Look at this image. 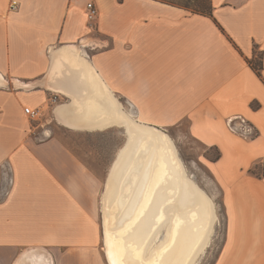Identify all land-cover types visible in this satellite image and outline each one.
Returning a JSON list of instances; mask_svg holds the SVG:
<instances>
[{
  "label": "crops",
  "instance_id": "crops-1",
  "mask_svg": "<svg viewBox=\"0 0 264 264\" xmlns=\"http://www.w3.org/2000/svg\"><path fill=\"white\" fill-rule=\"evenodd\" d=\"M209 1L211 16L160 0H0V264H76L96 240V181L57 138L31 135L23 111L84 95L92 77L130 97L139 123L187 120L218 148L209 169L227 223L214 264H264V173L250 172L264 162V0ZM73 46L87 64L67 73L60 50ZM238 118L254 136L229 128Z\"/></svg>",
  "mask_w": 264,
  "mask_h": 264
},
{
  "label": "bare ground",
  "instance_id": "bare-ground-1",
  "mask_svg": "<svg viewBox=\"0 0 264 264\" xmlns=\"http://www.w3.org/2000/svg\"><path fill=\"white\" fill-rule=\"evenodd\" d=\"M78 51L74 46L60 50L69 65L67 73L82 71L87 64ZM92 78L90 91L72 95L55 108V115L72 129L126 128L127 142L104 184L102 224L108 264H195L214 225L211 201L185 174L169 136L134 120ZM161 228L166 229L164 240L155 245Z\"/></svg>",
  "mask_w": 264,
  "mask_h": 264
},
{
  "label": "rangeland",
  "instance_id": "rangeland-1",
  "mask_svg": "<svg viewBox=\"0 0 264 264\" xmlns=\"http://www.w3.org/2000/svg\"><path fill=\"white\" fill-rule=\"evenodd\" d=\"M174 5H180L187 9L189 12H207L209 9L208 0H160ZM13 2V1H12ZM11 2V4H12ZM96 22V20H95ZM95 22L91 23L94 24ZM90 24V23H89ZM101 50L100 45L92 50V53H96ZM85 57V56H84ZM260 60V56L252 57L249 59L253 64H257ZM118 102L122 106L123 110L127 112L137 122L142 121L145 124L143 114H138L136 109L131 104L130 97L116 96ZM67 97L52 98L49 105L43 109L37 110V115L34 118H30L35 126V129L31 135L35 137L52 136L57 138L68 150H70L77 160L92 174L96 181V186L93 190V213L95 214V225L97 228L96 240L86 254L81 256L76 250V264H108L105 243H104V231L102 224L103 217V199L106 194V188L104 186L105 181L108 179L110 169L115 161V157L122 147L126 144L125 133L121 126L113 125L101 130H84V129H72L61 124L57 118L53 109L56 105L68 102ZM29 107V106H27ZM31 108V107H30ZM33 109V108H31ZM243 119V118H242ZM240 124H234V132H240ZM65 126V127H64ZM189 122L183 120L179 126L171 128H156L159 131L165 133L173 142L177 156L179 157L185 174L189 179L202 190L213 207V213L215 217L214 225L207 246L197 255L195 258V264H214L216 261L226 238V213L223 202V194L213 181L212 173L209 169L210 161H213L216 155V150L213 146H207L198 139L189 134L188 130ZM242 134V133H241ZM245 136H254L255 131L253 128H249L248 133ZM252 171L257 174L264 173V162L257 164ZM0 173V183H1ZM7 180V179H6ZM10 181H6L8 186ZM155 245L161 244L164 240L166 229L161 228ZM160 240V241H159ZM158 241V242H157Z\"/></svg>",
  "mask_w": 264,
  "mask_h": 264
},
{
  "label": "built area",
  "instance_id": "built-area-1",
  "mask_svg": "<svg viewBox=\"0 0 264 264\" xmlns=\"http://www.w3.org/2000/svg\"><path fill=\"white\" fill-rule=\"evenodd\" d=\"M11 8L14 9L16 8V1H13L11 4ZM98 15V11L97 8L95 7V5L93 4V2H88L86 4V19L88 23H93L95 22L96 18ZM24 113L29 117V118H34L37 115V110L31 109L30 107L25 106L23 109ZM240 120V133L242 134H246L248 133L249 128H252L249 124H247V122L242 119V118H238ZM233 119L229 120L228 122V126L231 130H233Z\"/></svg>",
  "mask_w": 264,
  "mask_h": 264
},
{
  "label": "trees",
  "instance_id": "trees-1",
  "mask_svg": "<svg viewBox=\"0 0 264 264\" xmlns=\"http://www.w3.org/2000/svg\"><path fill=\"white\" fill-rule=\"evenodd\" d=\"M208 2H209V9H208L207 12H192V13H197V14L211 16V5H210V1L209 0H208ZM177 6H180V5H177ZM180 7H182V6H180ZM247 61H248L249 66L253 69V71L260 77L261 76V69H262V61H261V58H260V60H259V62L257 64H253L249 60H247ZM252 105H253V108H256L257 107V104H252ZM214 148L216 150V155H215V158L213 160H217L220 157V151L218 150L217 147H214ZM250 172L253 175H257V174H255L252 171V169L250 170ZM222 206L224 208V205H222Z\"/></svg>",
  "mask_w": 264,
  "mask_h": 264
},
{
  "label": "water",
  "instance_id": "water-1",
  "mask_svg": "<svg viewBox=\"0 0 264 264\" xmlns=\"http://www.w3.org/2000/svg\"><path fill=\"white\" fill-rule=\"evenodd\" d=\"M122 129H123V132L125 133V142H124V144H125L127 142V139H128V134H127L125 127H122ZM115 159H116V157H115ZM105 183H106V181H105Z\"/></svg>",
  "mask_w": 264,
  "mask_h": 264
}]
</instances>
